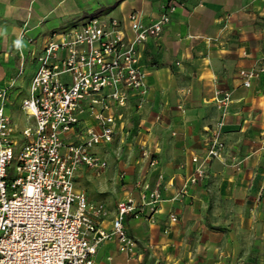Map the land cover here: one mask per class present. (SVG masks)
Here are the masks:
<instances>
[{"label":"crops","instance_id":"obj_1","mask_svg":"<svg viewBox=\"0 0 264 264\" xmlns=\"http://www.w3.org/2000/svg\"><path fill=\"white\" fill-rule=\"evenodd\" d=\"M167 1L0 0V89L9 91L6 112L17 139L21 141L20 132L32 124L22 110V95L24 87L29 90L37 69L36 55L42 52L46 36L70 32L86 19L113 15L109 20L124 24L131 38L128 16L140 12L144 23L150 24L163 13ZM176 3L162 35L138 49L149 93L142 104L131 99L119 112L123 119L115 140L119 138V146L131 150L134 145L139 151L140 141H146L158 161L157 167L151 168L140 156L130 176L121 172L118 185L123 193L118 203L128 197L140 202L141 189L136 184L144 181L154 186L152 177L157 171L163 174V201L152 218L147 213L125 221L129 236L138 244L137 257L119 253L117 242L111 240L99 247L95 264H114L117 256L125 264H144L147 249L140 241L146 237L136 232L143 223L166 235L182 226L185 234L198 241L220 238L221 244L209 248V258L216 264H264V0ZM243 69L259 71L250 88L243 86L239 76ZM222 91L232 95L224 129V158L212 161L206 178L191 187L186 198L178 199L183 181L196 167L193 156L206 155V131L217 122L216 100ZM12 111L25 115L23 126L16 123L19 115L14 118ZM100 149H96L98 155L108 160ZM89 174L94 175L88 169L78 172L76 187L78 180ZM77 189L94 202L86 191ZM197 208H205L200 220L190 217ZM234 210L238 216L233 215ZM109 212L103 227L110 231L116 211ZM172 213L179 221L170 225ZM149 234L153 242L156 236L152 231Z\"/></svg>","mask_w":264,"mask_h":264},{"label":"built area","instance_id":"obj_2","mask_svg":"<svg viewBox=\"0 0 264 264\" xmlns=\"http://www.w3.org/2000/svg\"><path fill=\"white\" fill-rule=\"evenodd\" d=\"M176 6V0H168L150 24L140 12L131 13V38L120 21L91 18L44 41L22 102L32 124L20 132L21 141L5 110L9 91L0 89V264H95L99 247L111 240L119 253L138 256L125 221L159 212L163 174L155 187L136 184L140 202L128 197L118 203L110 231L103 227L110 215L107 205L89 201L77 189L76 177L84 169L100 176L109 167L96 149L115 142L123 119L119 112L130 100L142 104L148 96L138 49L162 35ZM258 75L256 69L239 72L247 88ZM216 102L220 117L206 131V155L193 156L196 167L183 181L178 199L206 178L212 161L224 158L231 93L222 91ZM139 149L141 158L156 168L158 161L146 141H140ZM178 221L177 214H170V225Z\"/></svg>","mask_w":264,"mask_h":264},{"label":"rangeland","instance_id":"obj_3","mask_svg":"<svg viewBox=\"0 0 264 264\" xmlns=\"http://www.w3.org/2000/svg\"><path fill=\"white\" fill-rule=\"evenodd\" d=\"M111 17H113V15L103 16L100 19L102 21H107ZM87 20L88 19L85 21ZM51 37L52 36H46L43 41H47ZM22 96H28V90L26 87H24ZM12 112L14 118L19 115L15 121L19 126H23L26 121L25 115L21 114V112ZM229 113L230 111L228 112V115ZM219 117L220 113L218 114L217 121L219 120ZM132 133L134 134L135 131ZM118 141L119 138L111 147H105V149L102 148L99 151L97 150L100 154L104 153L107 155L109 167L101 173L100 176L96 174H89L83 179L80 178L77 182V187L86 191L94 202H105L108 205L109 210L112 212H114V210L116 211L118 199L121 198L123 193L122 188L118 185L119 182H122L119 178L121 172L125 170L127 176H130L135 160L141 156V152L134 145L131 150H129L128 146H119ZM124 164H126V166H124ZM159 176L160 172L157 171L154 173L152 177L153 187H155L159 182ZM185 212L187 211L185 210ZM204 213L205 208H197L194 214L190 215V217L195 216V218L200 220L203 218ZM233 215H239L237 210L233 211ZM150 231H152V234L156 236L153 242L149 239ZM183 231L184 229L181 226L178 228V232H171L169 235H166L162 229H151L149 224L143 223L142 227H140V229L136 232L140 237H146V239L140 241L147 249L145 257H143V260H146L144 264H209V262L210 264H216V261L209 258V253L211 254V252H209V248H213L218 244H221L220 238L215 237L206 239L203 237L198 241L194 236L189 235L188 233L185 234ZM154 253L157 257H154ZM121 261V256H117L114 264H125V262L122 263Z\"/></svg>","mask_w":264,"mask_h":264},{"label":"trees","instance_id":"obj_4","mask_svg":"<svg viewBox=\"0 0 264 264\" xmlns=\"http://www.w3.org/2000/svg\"><path fill=\"white\" fill-rule=\"evenodd\" d=\"M212 229L218 230V231L224 230L223 228H221L219 226H212Z\"/></svg>","mask_w":264,"mask_h":264},{"label":"clouds","instance_id":"obj_5","mask_svg":"<svg viewBox=\"0 0 264 264\" xmlns=\"http://www.w3.org/2000/svg\"><path fill=\"white\" fill-rule=\"evenodd\" d=\"M19 46H20L19 41H17V47H19Z\"/></svg>","mask_w":264,"mask_h":264}]
</instances>
